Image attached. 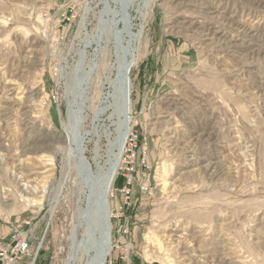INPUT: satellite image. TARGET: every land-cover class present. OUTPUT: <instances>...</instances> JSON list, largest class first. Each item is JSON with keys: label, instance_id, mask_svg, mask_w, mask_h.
<instances>
[{"label": "rangeland", "instance_id": "374dc122", "mask_svg": "<svg viewBox=\"0 0 264 264\" xmlns=\"http://www.w3.org/2000/svg\"><path fill=\"white\" fill-rule=\"evenodd\" d=\"M122 18L141 31L137 137L109 192L105 264H264V0H0V264H64L71 248L88 264L94 253L65 136L89 129L111 93ZM115 121L108 108L83 141L96 176L110 165ZM19 236L28 251L10 262Z\"/></svg>", "mask_w": 264, "mask_h": 264}, {"label": "bare ground", "instance_id": "6f19581e", "mask_svg": "<svg viewBox=\"0 0 264 264\" xmlns=\"http://www.w3.org/2000/svg\"><path fill=\"white\" fill-rule=\"evenodd\" d=\"M119 6V2L117 3V7ZM88 12V11H87ZM90 12V11H89ZM87 14V13H86ZM85 14V15H86ZM116 16V15H115ZM142 18L145 17L144 14H142L141 16ZM141 18V19H142ZM209 21V20H208ZM123 24V26H122ZM127 20H124L123 18L122 19H116L115 20V27L117 30H119V35L121 36L123 40L119 41L117 40L116 38H114L113 42H114V53H113V63L111 65V68L112 70L115 72V75H119L120 71H121V68H122V65L126 66L125 67V73L127 75V86H128V91H129V117H128V120L131 121V88H132V82H131V79H130V73L133 69V67L136 66L137 64V60H138V57H137V51H138V47H137V43L139 42L140 40V37H141V31H139V33H134V32H131V30H129V24H128V28H127ZM118 25V26H117ZM120 25L122 27H120ZM215 25V24H214ZM206 28V27H205ZM219 29V28H218ZM221 29V28H220ZM209 31H212V26L208 27ZM226 31V30H225ZM213 32V31H212ZM113 33V32H112ZM227 34V33H226ZM235 34V33H234ZM242 35V34H241ZM212 36V35H211ZM104 37L102 36H99V38H97L95 41H93V44L94 47L96 46L97 49L95 50V53L93 55V61L91 63V68L94 69V67L96 66V63L93 64L94 60H96L98 57H99V54H101V51L99 50V48L101 47V44L103 42V39ZM125 42V44H124ZM261 51V50H260ZM93 64V65H92ZM9 89V88H8ZM115 89V84L112 83V90H111V93H104L103 96L101 97V101H100V104L98 108H96L97 110H95L94 114L92 115L91 117V127L88 129H76V134H74V136L71 134V133H67V136L66 137V141L65 142H68L69 143V146L70 147V152H71V155L69 156L70 157V160L72 161V163L74 164L73 166H75V170H76V174L81 178V172L79 171L78 169V166H79V163L80 162H85V159L84 156H83V153L85 152V148H84V145H83V141L85 142V140L87 139V137L89 135H91L92 133L96 132L95 130L96 129V126H97V123H100L101 121V116L105 114V111L108 110V108L111 107V104L113 106V103H112V91ZM13 91V90H11ZM20 91V90H19ZM9 93V92H8ZM91 102V101H90ZM111 103V104H110ZM87 104V103H86ZM97 106V105H95ZM94 106V107H95ZM89 107L90 105H85L84 106V109L86 112L89 111ZM93 107V106H92ZM91 108V107H90ZM92 111V110H91ZM93 112V111H92ZM119 114L121 116V112L120 111H115V115H116V121H115V137H114V140H113V143H112V158L110 159V165L109 167L107 166V168L101 173L102 175L103 174H107L109 171H110V168H111V161L112 159H114V156L116 157V155L118 154L119 150L120 152L122 153L124 151V148L126 146V143H127V138H128V135H129V130H130V126H126V128H128L127 130V135H126V140L122 143L120 141H116V138H117V130H118V127H119V122H120V119H119ZM91 116V115H90ZM89 117V113H87V118ZM121 121H123V119H121ZM96 123V124H95ZM121 126V125H120ZM75 130V129H74ZM73 131V130H72ZM107 131V130H106ZM108 135V134H107ZM106 135V136H107ZM198 139V138H197ZM120 140V139H118ZM64 142V144H65ZM122 143V144H121ZM114 146L116 148V150H114ZM67 148V147H66ZM69 153V152H68ZM69 155V154H68ZM67 155V156H68ZM88 161V160H87ZM90 162V161H89ZM91 164V163H90ZM92 165V164H91ZM77 169H78V172H77ZM118 169H119V166L117 168V171L113 170L110 172V182H109V192L111 191L112 189V185H113V182L115 180V177L117 175V172H118ZM24 180V179H23ZM23 187H24V190H29V185L27 183H23L21 184ZM11 190V189H10ZM10 190L6 189V188H2V193H3V197L6 198V199H9V197L11 196V193H10ZM44 196V195H42ZM10 200V199H9ZM30 205L33 206L34 208H36L38 211L42 210L43 208V204L40 202V201H31L30 202ZM173 232V231H172ZM254 233V232H253ZM74 236H75V231L73 230V232L71 233V246L73 244V240H74ZM89 235L85 234V239L82 243H84V245L86 246L87 245V240H88V237ZM179 238H181L180 235L176 236V240H179ZM111 240H112V235H111ZM75 241V240H74ZM75 245V244H74ZM76 247V246H75ZM226 247V246H225ZM194 249V248H193ZM76 251V250H75ZM75 251L73 250V248H71V251L69 252L68 256H67V259H66V262L64 264H75V261L77 259V256H76V253ZM193 252V251H192ZM187 253V252H186ZM219 255V254H218ZM93 256H91L92 258ZM91 258H90V261L88 262V264H92V261H91ZM180 258V257H179ZM165 264H169L170 261H167V260H164Z\"/></svg>", "mask_w": 264, "mask_h": 264}, {"label": "water", "instance_id": "95a60500", "mask_svg": "<svg viewBox=\"0 0 264 264\" xmlns=\"http://www.w3.org/2000/svg\"><path fill=\"white\" fill-rule=\"evenodd\" d=\"M125 67L122 65L119 75H116L113 83L115 89L112 91L111 107L113 112L120 111L121 121L120 131L118 132V141L126 140L129 125V91L127 86V75ZM121 143V144H122ZM122 158V153L118 152L111 161L110 171L105 174H93L91 164L85 157V162H80L78 169L81 172V180L86 187V205L80 211V220L85 224L86 232L89 235L87 240V249L93 250L92 264H105L112 248L111 241V215L109 207V182L110 172L117 171ZM77 169V172H78ZM75 241L73 240V243ZM75 244V243H74ZM76 245V244H75Z\"/></svg>", "mask_w": 264, "mask_h": 264}, {"label": "built area", "instance_id": "2783aa9c", "mask_svg": "<svg viewBox=\"0 0 264 264\" xmlns=\"http://www.w3.org/2000/svg\"><path fill=\"white\" fill-rule=\"evenodd\" d=\"M136 137H137L136 134L133 133V131H131V133L128 135V138H129V140L127 142L128 146H131L132 144H134V142L136 141ZM121 192L125 195L126 202H127L128 199H129V197H130V195H129V193H130L129 188L124 186L121 189ZM121 209H122V207H121ZM119 217H121V215ZM119 229H120L119 231L123 232L124 234L127 233V231H128L127 225H121V227ZM119 239H121V237ZM1 251H2L1 255L2 256H5L6 250L5 249H2ZM27 251H28L27 238L26 237L19 236L18 239L16 240L15 245H14L13 254L11 255L10 262H15V261L19 260L20 258H22V256ZM6 263L9 264L8 263V259H7Z\"/></svg>", "mask_w": 264, "mask_h": 264}]
</instances>
